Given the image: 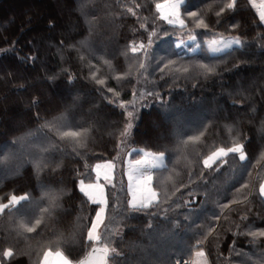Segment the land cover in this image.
<instances>
[{"label":"trees","instance_id":"trees-1","mask_svg":"<svg viewBox=\"0 0 264 264\" xmlns=\"http://www.w3.org/2000/svg\"><path fill=\"white\" fill-rule=\"evenodd\" d=\"M136 2L0 0V77L7 73V80H12L14 73L15 79L11 83L0 79V101H3L0 102V197L13 192L22 194L21 189L32 191L33 186L28 184L25 177L28 174L35 176L41 165L44 166L41 172L44 176L48 174L49 163H59L60 166L51 176L57 181L63 179L67 182L68 191L73 180L70 173L76 168L83 170L84 161L79 158L73 160V145L69 140H61L55 130L49 131L41 128L40 123H33L35 110L29 113L27 103L29 96L36 98V92L46 97L45 107L49 111L70 106L71 112L67 115L69 122L88 125L89 156L93 149L101 152L110 139L109 132L113 130L104 125L115 124L121 110L115 108V116L108 112L113 106L108 105L96 90L100 86L91 81L89 66L95 65L97 75L102 79L109 77L113 69L125 73L133 69L135 83V60L128 46L133 39L137 43L144 39L140 35L143 29L139 28L136 17L127 13L125 8ZM139 2L151 4L152 14H155V0ZM193 2L204 7L205 2L212 3L213 0ZM215 2L226 3V0ZM241 3L246 4V0H241ZM136 11L141 12L140 9ZM254 14V10L250 12L248 8H242L234 21L241 28L225 32V36L243 33V43L218 55H211L205 47L206 43L195 53L180 55L182 49L176 47V36L157 41L154 46L153 51L157 55H172L173 59L183 57L181 63L193 57L202 62L211 60L217 64L220 75L207 80L200 77L201 82L196 88H192L191 82L182 80L181 86L171 89L170 95L162 87L163 102L149 99L143 107L138 108L133 130L135 146L147 145L146 150L152 151L172 141L176 147L164 161L169 170L165 173L168 178L166 187L177 184L181 190L170 204L163 206L169 208L167 213L161 210L159 215L151 218L138 215L128 221L120 222L119 218L114 221L112 227L119 231L115 246L122 254L115 257L119 264H176L181 258L191 261L196 252L194 236L200 230L198 226L213 222L222 211L219 205L229 203L233 194L239 195L236 189L241 180L249 181L254 189L258 188V182H264V37L261 36L264 26L252 22ZM142 15L148 16L149 13L143 11ZM50 24L54 26L49 27ZM63 39L68 40L66 46L61 44ZM204 39L208 41L210 38ZM37 55L38 59L33 63L30 57ZM69 73L76 79L70 81ZM109 83L115 85L116 81L110 79ZM130 93L131 86H128L121 91V98L131 99ZM93 120H98L99 124L92 125ZM213 125L216 126L213 128ZM20 128L23 131H19ZM198 130L204 131V136L198 140L191 141L184 135H198ZM240 131L246 138L250 162H241L238 157L232 159L230 155L229 163L220 167L219 171L203 169L202 162L196 163L198 157L210 155L214 147L237 141ZM29 132L31 135L26 137L23 144L11 148L6 146L5 141L10 142ZM111 151L109 143L108 151L103 152L105 160L112 159L108 155ZM123 167L117 160V179ZM201 170L204 173L202 178L198 175ZM248 173H251L250 177ZM124 179L126 183V177ZM185 184L187 188L183 187ZM189 188L195 189L196 194L190 198V206L185 207L179 197L181 193L186 196ZM49 190L59 195V188L55 184L49 185ZM40 195L41 189L37 187L33 196L39 199ZM250 199L253 204L249 207L254 214L249 216V220L258 225L261 223L260 202L257 197ZM57 203L58 214L37 227L40 236L25 233L34 237L32 240L16 235L23 219L19 214H0V240L11 237L19 249L32 252L35 261L41 241L74 234L77 239L71 247L78 252V235L88 222V210L81 211L79 202H73L67 195H59ZM236 207L241 211L244 209L243 204L233 205L232 209ZM224 211L228 212V220L221 219L220 222L226 228L239 222L235 211ZM149 222L151 227L148 226ZM251 239L235 237L230 231L221 232L219 248L214 241L210 247L205 245L202 249L206 264H221L222 261L252 264L260 259L264 248L259 243L250 244ZM233 240L236 241L235 250ZM58 250L65 251V248ZM22 259L24 264H29L27 255Z\"/></svg>","mask_w":264,"mask_h":264},{"label":"snow or ice","instance_id":"snow-or-ice-1","mask_svg":"<svg viewBox=\"0 0 264 264\" xmlns=\"http://www.w3.org/2000/svg\"><path fill=\"white\" fill-rule=\"evenodd\" d=\"M65 2L68 3V0ZM154 8L155 14H152V5L140 3L139 0L125 8L127 13L136 17L139 28L143 29L140 35L144 39H141L139 43L133 39L128 46L133 53L132 59L135 60V83H133V69H129L126 73L123 70L117 72L116 69H113L109 77L102 79L97 75L98 69L95 65L89 66L91 81L100 86L96 90L108 105L113 106L108 112L115 116L117 114L114 109L121 110L120 118L115 124L104 125L105 128L113 130L109 132L110 139L105 143L101 152H96L93 149L89 156L87 151L89 148L88 125L69 122L67 115L71 112L70 106L65 105L63 108L49 111L45 107L46 97L42 93L36 92L35 99L32 96L28 97L29 113H32L33 109L35 110L33 123H40L41 128L49 131L55 130L61 140H69L73 145V160L76 161L77 158L83 160V170L76 168L70 173L73 180L71 190L68 191L67 182L63 179L57 181L51 176L60 166L59 163H49L47 165L48 174L44 176L41 175L44 167L41 165L35 176L28 174L25 177L28 184L33 186L32 191L21 189L22 194L13 192L0 197V214L7 216L19 214L23 219L16 235L25 240H32L34 237L27 236L25 233H36L37 236H40L37 227L44 221L52 220L58 214L59 195H67L73 202H79L81 211L88 210V222L78 235V252L74 247H71L77 239L76 235L67 237L60 235L55 240L41 241L40 250L36 253L37 258L33 261L32 252L19 249L11 237H5L0 240V264H24L22 257L25 255L28 257L29 264H110V262L119 264L115 257L122 254L115 246L119 231L112 227L114 221L119 218L120 222H124L134 219L138 215L151 218L159 215L161 210L164 213L169 211V208L163 206L170 204L172 198L180 192L181 186L173 184L171 187H166L168 178L165 173L169 170L164 161L169 158V154L173 152L176 145L172 141H168L159 148H152V151L146 150L149 147L147 145L136 147L133 142V130L138 118L137 110L143 107L149 99L163 102L162 87L167 89L168 95H170L171 89L181 86L180 81L182 80L191 82L192 88H196L201 82L200 77L207 80L220 74L217 71V64L211 60L202 62L193 57L187 62L181 63L183 57L173 59L172 55H157L153 51L154 46L157 41L173 36L177 37V48L182 47L187 41H191L196 48L201 49L205 43H208L213 53L223 52L225 49L231 48L232 45H241L243 33L225 36V32L241 28V25L234 21L240 15L242 8H248L250 12L254 10L252 22L264 25V0H261L260 3H257V0H246V4H242L241 0H226V3H216L213 0L212 3L205 2L204 7L196 5L193 0H155ZM137 9H140L141 12H137ZM143 11H147L149 15H142ZM53 26L49 25V27ZM220 29L224 31H220ZM261 36L264 37V30H262ZM205 37L210 39L206 41ZM67 43V39L61 41V44L65 46ZM30 59L35 63L38 55L30 57ZM80 59L84 58L80 57ZM0 79L11 83L15 80L14 73H12V80H7V73ZM73 79L76 77L69 73V80ZM110 79H114L116 84H110ZM148 85H152V87H148ZM128 86H131V99L121 98V91ZM91 124L98 125L99 121L93 120ZM215 126L213 125V128ZM18 130L23 131V128ZM198 133V135H189L188 133H184V135L188 136L189 140L195 141L204 136L203 130H198ZM28 135L31 133H26L25 136L10 142L5 141V144L10 148L16 144H23ZM109 143L112 146V151L108 155L112 159L105 160L103 152L108 151ZM181 143L187 142L181 141ZM80 149H85V151L82 152ZM112 153H115V156H112ZM230 155L232 159L238 157L241 162H250V154L246 148L243 131L238 133L237 141L231 145L214 147L210 155L204 154L198 157L196 163L202 162L203 169L219 171L220 167L229 163ZM90 160L93 162L90 163ZM117 160L124 165L119 179L115 175ZM198 175L202 178L203 170L198 172ZM248 175L250 177L251 173ZM124 177H126V183ZM189 182H191V174H189ZM52 184L59 188V195L49 190V185ZM37 187L41 189L39 199L33 196ZM183 187L187 188L188 185L185 184ZM236 193L239 195L233 194L229 203L219 205L222 211L213 222L198 226L200 230L194 236L196 257H204L203 247L205 245L210 247L214 241L219 248L220 233L224 231L232 232L235 237H251L250 244L259 243L260 247L264 248V182H258V188L254 189L249 181L241 180ZM195 194V189L192 188H189L186 196L181 193L179 199L183 200V206H190V198ZM250 197H257L260 202L259 220L261 223L258 225L249 220V216L254 214L253 209L249 207L253 204ZM242 204L244 205L243 211L239 207L232 209L233 205ZM224 209L235 211L239 222L226 228L225 224L220 222L221 219L228 220V212ZM125 226L128 225L125 224ZM148 226L151 227L150 222ZM253 228L258 230L254 231ZM232 243L233 250H235L236 241L233 240ZM66 245L68 247H65ZM60 248H65V251L58 250ZM66 252L67 254H65ZM74 252L75 255H73ZM189 254L191 255V248ZM219 255L218 251L217 258ZM176 264H193V262L181 258L176 261ZM194 264H200V261L197 260ZM221 264H231V261H222ZM252 264H264V252H261L260 259L253 261Z\"/></svg>","mask_w":264,"mask_h":264},{"label":"rangeland","instance_id":"rangeland-1","mask_svg":"<svg viewBox=\"0 0 264 264\" xmlns=\"http://www.w3.org/2000/svg\"><path fill=\"white\" fill-rule=\"evenodd\" d=\"M259 1V0H258ZM184 46H182V47H179V48H183ZM184 49V48H183ZM208 49H209V51L212 53V54H217V53H213L212 51H211V49L209 48V46H208ZM197 48H194V47H187L185 50H182V51H180V54H183V53H188V54H192V53H195V52H197ZM152 128H153V126H152ZM197 260H199L200 261V264H206V261H205V259H204V257H196V255H194V257H193V259L190 261V262H193V264H194V262L195 261H197Z\"/></svg>","mask_w":264,"mask_h":264},{"label":"crops","instance_id":"crops-1","mask_svg":"<svg viewBox=\"0 0 264 264\" xmlns=\"http://www.w3.org/2000/svg\"><path fill=\"white\" fill-rule=\"evenodd\" d=\"M261 2V0H257V3H260ZM184 47V49H186L187 47H194V48H196V46L194 45V44H192V42L191 41H187L184 45H183ZM238 46H240V45H232L231 46V48H229V49H225L223 52H220V53H217V54H212L210 51H209V49H208V43H206L205 44V47H206V49H207V51L211 54V55H218V54H221V53H224V52H227V51H230V50H232L233 48H236V47H238ZM183 48H182V50H183ZM198 49V48H197ZM198 51V50H197ZM180 55H182V54H180ZM208 264V263H207Z\"/></svg>","mask_w":264,"mask_h":264}]
</instances>
